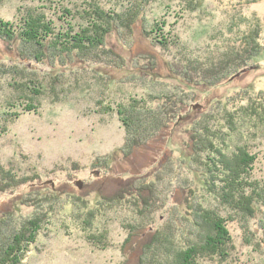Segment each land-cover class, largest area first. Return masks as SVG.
<instances>
[{"label":"rangeland","instance_id":"1","mask_svg":"<svg viewBox=\"0 0 264 264\" xmlns=\"http://www.w3.org/2000/svg\"><path fill=\"white\" fill-rule=\"evenodd\" d=\"M183 4L0 0V21L12 26L36 13L53 25L73 18L83 28L82 15L91 5L107 14L137 11L132 31H111L92 52L91 63L75 60L53 68L48 62L29 64L19 58L17 43L0 37V169L24 181L0 193V219H25L34 211L43 216L22 264H138L149 235L169 223L171 246L181 249L194 236L187 235L188 224L182 221L191 204L220 215L230 237L226 257L200 264H264V0H202L193 12ZM254 28L261 55L247 62L246 70L214 87L178 76L184 58L196 60L195 67L212 68L223 56L233 57ZM158 30L161 39L155 38ZM131 99L152 109L180 101L185 105L181 117L125 157L116 111ZM198 122L223 132L226 153L239 147L253 158L247 177L260 194L253 198L245 190V208L220 206L198 183L194 167H187L190 129ZM140 182H155L147 206L134 207L133 196H128L85 229L87 212L101 195ZM91 235L104 239L92 245L87 240Z\"/></svg>","mask_w":264,"mask_h":264},{"label":"trees","instance_id":"2","mask_svg":"<svg viewBox=\"0 0 264 264\" xmlns=\"http://www.w3.org/2000/svg\"><path fill=\"white\" fill-rule=\"evenodd\" d=\"M201 1L184 0L185 11L197 10ZM91 6V11L88 9L85 15H82L84 19L79 17V20L83 19L86 25L83 28L76 25L73 18L60 21L62 23L60 25H53L52 22H45L43 16L30 13L21 17L16 26L0 21V37L17 43L19 58L22 61L26 60L29 64L41 65L48 62V66L53 68L55 63L58 66H67L75 60L91 63L92 52L101 46L104 38L111 31L118 29L132 31L136 22L133 19L137 14V11L130 12L131 14H107L98 6ZM150 27L149 25L150 31L154 29ZM142 32H147L146 24L142 26ZM158 32V37L155 38L161 39L163 34L160 30ZM251 33L247 35L248 37L244 36L239 53H235L233 57L223 56L225 58L222 61L218 60V65L212 68H206L204 64L195 67L193 65L196 60L193 62L189 58H184L183 69L178 76L183 75L187 83L200 85L206 82L207 87H214L226 77L246 70L247 62L261 55V49L256 43L258 39L256 28ZM217 72H219L218 75ZM12 73L20 75L19 72ZM26 74L27 71L21 73V78L24 79ZM40 86L44 89L41 83ZM38 95L39 92L36 91L35 96ZM126 103L116 111L119 123L124 130V144L121 151L125 157L163 132L171 120H177L185 105L180 101L173 107L161 105L159 108L152 109L142 101L134 99ZM231 123L230 121L229 124ZM220 135L223 136L222 131L211 130L206 123L193 124L189 134L191 153L187 156V167L190 169L194 167L192 171L200 176L198 183L220 206L237 205L233 209H243L249 198L247 195L244 197L245 190L250 192L253 198L260 194L259 187L250 183L247 177L249 175L247 171L251 170L250 165L253 163V158L241 151L239 147L236 148V152L226 153L223 147L224 140ZM17 179L14 174L3 173L0 169V193L24 183ZM154 183L140 182L128 188H121L112 195H101L95 208L87 212L86 222L83 223L85 229H91L92 224L101 217L105 209H114L124 204L128 196H133L131 204L134 207L147 206L156 192ZM189 211L182 216V221L188 224L187 235L191 238L194 235L192 240L185 242L181 249L175 250L168 236V226L171 225L169 223L162 231H155L149 235L142 246V255L138 264H200L199 262L204 259L214 257L222 259L227 256L230 237L220 215L200 205L191 204ZM41 214L34 211L30 217L25 219L14 220L10 216L0 219V264L23 263L26 253L35 243L42 223ZM133 236L134 234L129 235L126 243ZM101 237L104 239V236L91 235L87 237V240L92 245H100Z\"/></svg>","mask_w":264,"mask_h":264},{"label":"water","instance_id":"3","mask_svg":"<svg viewBox=\"0 0 264 264\" xmlns=\"http://www.w3.org/2000/svg\"><path fill=\"white\" fill-rule=\"evenodd\" d=\"M198 106H194V107H192V109H195V108H197ZM80 185V184H79Z\"/></svg>","mask_w":264,"mask_h":264}]
</instances>
